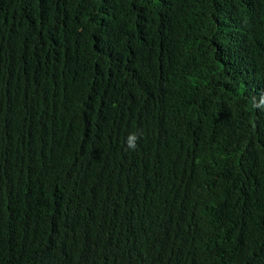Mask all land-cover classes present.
<instances>
[{"label":"trees","instance_id":"16d2710c","mask_svg":"<svg viewBox=\"0 0 264 264\" xmlns=\"http://www.w3.org/2000/svg\"><path fill=\"white\" fill-rule=\"evenodd\" d=\"M0 264H264V0H0Z\"/></svg>","mask_w":264,"mask_h":264},{"label":"clouds","instance_id":"9594fccd","mask_svg":"<svg viewBox=\"0 0 264 264\" xmlns=\"http://www.w3.org/2000/svg\"><path fill=\"white\" fill-rule=\"evenodd\" d=\"M137 137L135 135H132L128 138V141H127V145L129 147V149H132V150H135L136 148V141Z\"/></svg>","mask_w":264,"mask_h":264}]
</instances>
